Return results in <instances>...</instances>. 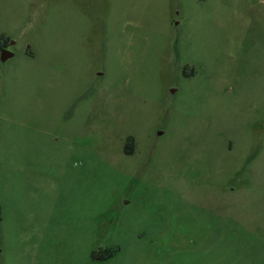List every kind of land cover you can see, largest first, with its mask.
<instances>
[{
    "label": "rangeland",
    "instance_id": "1",
    "mask_svg": "<svg viewBox=\"0 0 264 264\" xmlns=\"http://www.w3.org/2000/svg\"><path fill=\"white\" fill-rule=\"evenodd\" d=\"M3 35L0 264H264V0H0Z\"/></svg>",
    "mask_w": 264,
    "mask_h": 264
},
{
    "label": "flooded vegetation",
    "instance_id": "2",
    "mask_svg": "<svg viewBox=\"0 0 264 264\" xmlns=\"http://www.w3.org/2000/svg\"><path fill=\"white\" fill-rule=\"evenodd\" d=\"M4 49H9V50H11V39H3V40H1V43H0V53H2V51L4 50ZM13 56V55H12ZM183 73L185 74V75H187V73H186V71L185 70H183ZM260 127V126H259ZM133 137V136H132ZM129 138V137H128ZM134 138V151L132 152V153H127V151H126V145H125V148H124V152L126 153V154H128V155H133V154H135V152H136V149H137V147L139 146V141L135 138V137H133ZM128 140V139H127ZM251 144H261L262 142H263V140L261 139V137L259 136V137H257V138H254V139H251Z\"/></svg>",
    "mask_w": 264,
    "mask_h": 264
},
{
    "label": "trees",
    "instance_id": "3",
    "mask_svg": "<svg viewBox=\"0 0 264 264\" xmlns=\"http://www.w3.org/2000/svg\"><path fill=\"white\" fill-rule=\"evenodd\" d=\"M3 39H9V38H6L3 36L0 37V43H1V40ZM126 151L127 153H132L134 151V138L132 136H130L127 140V143H126ZM0 220H1V207H0ZM108 257V256H106Z\"/></svg>",
    "mask_w": 264,
    "mask_h": 264
},
{
    "label": "water",
    "instance_id": "4",
    "mask_svg": "<svg viewBox=\"0 0 264 264\" xmlns=\"http://www.w3.org/2000/svg\"><path fill=\"white\" fill-rule=\"evenodd\" d=\"M13 53L9 49H4L1 53L2 59L6 60L8 57L12 56Z\"/></svg>",
    "mask_w": 264,
    "mask_h": 264
}]
</instances>
